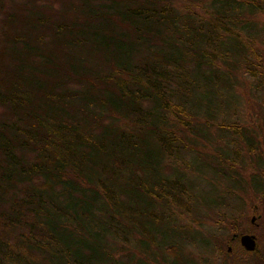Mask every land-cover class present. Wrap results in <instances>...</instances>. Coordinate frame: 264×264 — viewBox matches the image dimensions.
<instances>
[{"label":"trees","instance_id":"trees-1","mask_svg":"<svg viewBox=\"0 0 264 264\" xmlns=\"http://www.w3.org/2000/svg\"><path fill=\"white\" fill-rule=\"evenodd\" d=\"M263 143L264 0H0V264L230 258Z\"/></svg>","mask_w":264,"mask_h":264},{"label":"rangeland","instance_id":"rangeland-1","mask_svg":"<svg viewBox=\"0 0 264 264\" xmlns=\"http://www.w3.org/2000/svg\"><path fill=\"white\" fill-rule=\"evenodd\" d=\"M245 106L246 107L248 106L247 102L245 101V98L241 97V99H239V105L237 106V108H239L237 118L239 119L243 117L244 119L243 122L245 124L247 122L248 124L252 121V118L249 117V112H247V109H245ZM225 184L227 183H224L222 181L220 185L218 184L217 187H214V189L212 188L211 191L208 190L206 186L204 187L202 185L204 187V190H206L205 193L202 194V192L196 189L197 194L200 197L202 196L203 199H208V200L212 198V195L216 196L220 194L219 196L226 198L227 201L229 199L230 203H232L231 202L232 199H230L231 196L229 197L225 193L227 190V186H225ZM260 200L262 203L258 205L259 195H257L254 200L249 201V199H245L244 209H242V207L239 206L240 203L237 205V208L233 209L232 211L230 207L226 208V210H224L225 208L221 209L222 212H226V214H229V216L234 217L233 224L234 223L237 224L238 229H240V231L243 232L240 234L248 233L256 237L255 238V244H256L255 250L256 251L253 256L244 255L242 253L244 250L238 244V239L236 238L234 240H231L232 234L234 233H229L227 235L225 231V233H222L224 234V238L227 237L228 239L232 241L230 242L229 245L227 244L224 245L225 246L224 251L231 253L230 258L226 256L224 257L222 255H217V253L213 251L214 248L213 249L211 248L209 250L206 249L204 251H198L197 249L191 248L188 250V253L191 255L190 258L194 259V261L197 264H264V201L262 198H260ZM255 216H258V217L255 218L253 223H250L251 217H255ZM212 227L207 225V228L209 230H212ZM228 248H230L229 251L227 250Z\"/></svg>","mask_w":264,"mask_h":264},{"label":"water","instance_id":"water-1","mask_svg":"<svg viewBox=\"0 0 264 264\" xmlns=\"http://www.w3.org/2000/svg\"><path fill=\"white\" fill-rule=\"evenodd\" d=\"M256 217L258 216L251 217L250 223H253ZM235 238L238 239V244L243 248L245 252L246 251L252 252L256 248V244H255L256 237L254 235L248 233L240 234V235L236 233L232 234L231 240H234ZM229 249L227 250L229 251Z\"/></svg>","mask_w":264,"mask_h":264},{"label":"flooded vegetation","instance_id":"flooded-vegetation-1","mask_svg":"<svg viewBox=\"0 0 264 264\" xmlns=\"http://www.w3.org/2000/svg\"><path fill=\"white\" fill-rule=\"evenodd\" d=\"M260 149H262L261 153L259 154V168H258V177L259 180L261 181V184L264 186V143L260 146ZM264 194V188H263V193ZM264 201V197H261ZM228 247V246H227ZM229 249V248H228Z\"/></svg>","mask_w":264,"mask_h":264}]
</instances>
